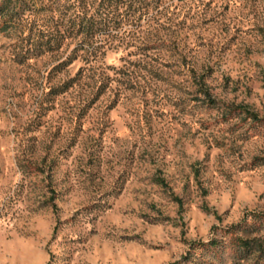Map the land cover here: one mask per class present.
Instances as JSON below:
<instances>
[{"label":"rangeland","instance_id":"374dc122","mask_svg":"<svg viewBox=\"0 0 264 264\" xmlns=\"http://www.w3.org/2000/svg\"><path fill=\"white\" fill-rule=\"evenodd\" d=\"M131 7L89 55L0 32V264H215L264 214V0Z\"/></svg>","mask_w":264,"mask_h":264},{"label":"trees","instance_id":"16d2710c","mask_svg":"<svg viewBox=\"0 0 264 264\" xmlns=\"http://www.w3.org/2000/svg\"><path fill=\"white\" fill-rule=\"evenodd\" d=\"M47 1L50 5H34L28 0H0V32L13 29L21 22L27 23V29H24L26 47L21 54L17 53L16 57L19 62L30 56L56 50L69 37L78 38L72 49L73 53L83 51L87 55L93 54L96 49L92 43L95 37L112 30L110 28L112 25L115 27L117 20L113 19L114 16L122 15L125 11L127 13L126 9L132 8L133 3V0ZM46 9L57 13L48 17L49 23H35L34 17L28 18V13L33 10ZM33 24L37 26L34 27ZM46 24H50L49 27ZM253 216H257V223L232 225L222 231L223 241L211 238L193 243L194 250L201 251L202 258L207 255L214 259L217 262L215 264H224L227 260L230 264H242L248 260L252 261L250 264H264V214L257 213ZM236 232H242L243 235ZM254 232H257V235L252 236ZM203 261L214 264V261Z\"/></svg>","mask_w":264,"mask_h":264}]
</instances>
